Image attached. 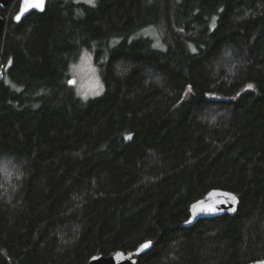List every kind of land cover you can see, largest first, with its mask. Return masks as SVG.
Listing matches in <instances>:
<instances>
[{
  "label": "trees",
  "instance_id": "obj_1",
  "mask_svg": "<svg viewBox=\"0 0 264 264\" xmlns=\"http://www.w3.org/2000/svg\"><path fill=\"white\" fill-rule=\"evenodd\" d=\"M20 3L0 5V264L148 241L138 264L264 260V0H47L16 24ZM95 46L83 102L68 73ZM212 190L237 214L184 227Z\"/></svg>",
  "mask_w": 264,
  "mask_h": 264
},
{
  "label": "water",
  "instance_id": "obj_2",
  "mask_svg": "<svg viewBox=\"0 0 264 264\" xmlns=\"http://www.w3.org/2000/svg\"><path fill=\"white\" fill-rule=\"evenodd\" d=\"M14 0H0V5L3 8H7L10 6V4ZM23 3V0H21L20 3V9L21 5ZM47 5V0H43V8H35V7H30L28 8L27 11H25L22 15H20V19H16V15L14 18V22L16 24H19L22 22V20L28 16L32 12H37V13H43ZM6 27V21L5 19L0 15V44H1V39L4 34V30ZM223 193H228L231 194V196H234L236 199L233 201L230 199L228 196L222 195ZM215 194V195H214ZM204 202V206H211L215 208V211H201L199 208L196 210L195 214H193V207H191V216L187 222L183 224L184 227H192L195 225L198 221L202 219H212V218H218L224 215H230L234 216L237 214L238 209H239V198L228 191L225 190H212L209 192L203 199L197 201L193 205H197L198 202ZM192 205V206H193ZM149 247L143 248L142 246L146 243H149ZM139 246L135 251L125 253L123 251H116L111 253L109 256H103V255H95L91 259H89L85 264H138V257L146 254L153 248V242L148 241ZM250 264H264V260H258L255 262H252Z\"/></svg>",
  "mask_w": 264,
  "mask_h": 264
},
{
  "label": "rangeland",
  "instance_id": "obj_3",
  "mask_svg": "<svg viewBox=\"0 0 264 264\" xmlns=\"http://www.w3.org/2000/svg\"><path fill=\"white\" fill-rule=\"evenodd\" d=\"M52 1V0H51ZM99 0H75L76 3H83L90 6H96ZM149 34H146V36ZM154 36H157L153 33ZM82 49L78 59L71 64L69 69V77L67 79L74 93L83 102H88L98 98L104 94V81L95 63L94 54L95 48Z\"/></svg>",
  "mask_w": 264,
  "mask_h": 264
},
{
  "label": "snow or ice",
  "instance_id": "obj_4",
  "mask_svg": "<svg viewBox=\"0 0 264 264\" xmlns=\"http://www.w3.org/2000/svg\"><path fill=\"white\" fill-rule=\"evenodd\" d=\"M30 7H35V8L42 9L43 8V0H23V3L21 5V9H20V13L16 16V19L19 20L20 19V15H22ZM222 195L228 196L233 201H235V199H236L234 196H231V194H228V193H223ZM192 207H193V214H195V212H196V210L198 208L201 211H215V208L214 207L204 206V202L203 201L198 202L197 205H193ZM149 244H150V242L144 244L142 247L143 248H147V247H149Z\"/></svg>",
  "mask_w": 264,
  "mask_h": 264
}]
</instances>
